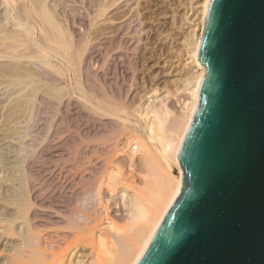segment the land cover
Returning <instances> with one entry per match:
<instances>
[{
	"label": "bare ground",
	"instance_id": "bare-ground-1",
	"mask_svg": "<svg viewBox=\"0 0 264 264\" xmlns=\"http://www.w3.org/2000/svg\"><path fill=\"white\" fill-rule=\"evenodd\" d=\"M52 1L0 0V63H9L12 69L9 70L10 66L5 67L7 70L0 67L4 68L0 69V85L22 87L24 83L32 87L31 94H25L27 98L22 100L25 115L18 116L22 125L18 123L16 126L18 117L16 123L10 124V135L14 137H11V142H18L19 152L23 155L16 159L17 163L14 161V167H7V163H11L7 162L10 158L6 159V163V156L3 161L1 158L4 154H0L6 169L16 168L14 173L10 169L12 176L17 175V171L20 173L18 180L17 176L12 179L15 175L11 178L8 173L4 178V173H1V185L8 182V186L5 185L7 189L15 184L19 186L16 189L13 186L11 192L21 190L14 195L7 194L9 190H4L7 192L4 195L3 188L0 191L3 197L8 195L3 202L13 207L9 210V216L4 213L0 215V239H3L0 241V264H136L182 188L183 173L177 155L192 121L206 72L198 60V46L210 0L195 1L196 17L193 18L198 23L193 21L198 25V33L193 35L187 31L182 41L183 52L191 65L186 79L179 81L181 88L177 87L178 91H185V94L181 92L184 94L183 106L177 112L170 110L164 101L160 105L162 107H150L145 119L144 115L141 117L148 119L145 121L148 133L144 134L145 138L140 137L134 128H129L133 127V123L128 112L126 116H120L119 113L125 111L124 99L121 102L117 96L121 93L117 79L113 80L108 73L111 63L129 59V48L123 46L121 41L130 28L132 14L129 16L128 12L119 11L115 15V10L113 13L109 11L119 0H91L94 12L90 13L81 8L80 13L74 15L68 12L69 9L61 8L57 14L55 7L50 6ZM63 1L71 6L83 4V0ZM97 26L101 29L96 37L100 38L97 41L100 47L87 41ZM105 26L106 29L103 28ZM73 39L76 42L81 40V45H72ZM42 41L53 44L56 51H70L65 59L72 61L73 67H69L73 71L71 81L75 82L72 90L67 86L62 87L64 83L59 87V79L55 75L60 70L51 62L46 48L40 44ZM98 91H102V94ZM25 95L22 96L25 98ZM18 101L16 106L21 100ZM13 126H16L14 130ZM123 144L129 147L137 145V149H132L139 152V156L131 160V170L127 175L119 167L122 161H118L119 166H114L113 162L115 155L128 150ZM14 155L17 156V153ZM13 159L10 160L13 162ZM119 182L123 183L120 188L116 187ZM105 185L109 192L120 190L119 194L125 195L123 202L128 217L126 214L127 218L118 223V218L115 220L110 216L108 226L103 228V214L107 208L102 203L101 192ZM0 207L7 210V206Z\"/></svg>",
	"mask_w": 264,
	"mask_h": 264
},
{
	"label": "water",
	"instance_id": "water-1",
	"mask_svg": "<svg viewBox=\"0 0 264 264\" xmlns=\"http://www.w3.org/2000/svg\"><path fill=\"white\" fill-rule=\"evenodd\" d=\"M182 188L136 264H264V0H210Z\"/></svg>",
	"mask_w": 264,
	"mask_h": 264
},
{
	"label": "rangeland",
	"instance_id": "rangeland-1",
	"mask_svg": "<svg viewBox=\"0 0 264 264\" xmlns=\"http://www.w3.org/2000/svg\"><path fill=\"white\" fill-rule=\"evenodd\" d=\"M57 1L54 2V0H53L51 2L52 5H50V6L55 7L54 10L56 12H57V10H61V8H65L66 10L69 9L68 12H70V13L73 12L71 14L75 13L74 15L79 14L80 11H81V8H83L85 11L87 10V12H89V13H90V11L94 12V8L91 6V3H90L91 0L90 1L89 0H83V4H78L77 3L75 6H71V4L66 3L63 0H57ZM126 1H128V2H127L126 5H124ZM195 1L196 0H191V1L190 0H138V1L137 0H134V1L133 0H119V1H117V3L115 4L114 7L109 9V11H111V13H113V10H115L114 11L115 15L119 14L118 12L120 11V12H128V15L130 16V14H132L130 17H133L132 18V22L130 24V28H129V30H126L128 32L124 34V36L122 37L123 40L121 41L123 43V46L127 45L125 47L127 49L129 48L127 50L129 59H124L122 61L115 62L113 64L111 63L110 66H109L108 73L112 77L113 80L117 79L116 81L118 82V87L121 90V93L119 95H117V96L119 97L121 102H123V99H124L123 106H125V111H121L119 114H120L121 117L126 116V112H128L130 114L129 119L135 126L132 124L133 127H129V128H134L135 131L138 133V135L140 137L145 138L144 136L147 133L146 130H145V123H146L145 121H148V119L147 120H143L142 118H143V115H144V119H145V116H146L145 114H146V112L149 111L150 107H152V106L159 107L160 105H162V101H164L163 103L166 102L165 104L170 108V110H172L173 112L174 111L177 112L178 110L180 111V109L183 106L182 101L184 100L183 95L185 94V91H181V90L178 91L177 87L179 89L181 88L180 85L182 83H180V82L184 81L186 79V77H187L186 74L189 72L191 65L188 64L189 61L186 60L187 56L185 55V51L183 52L184 48H183V44H182L183 42L182 41H184L183 39L187 36L188 32L191 31L193 35H196L198 33L197 32L198 31V25H197L198 20L196 21V18H195L196 17V14H195L196 3H195ZM53 2H54V4H53ZM51 3H49V4H51ZM59 4H60V6H59ZM120 4L123 5V6H120ZM136 5H138V6H136ZM188 5H189V7H188ZM126 6H128V7H126ZM124 9H126L127 11H124ZM133 9H135V10H133ZM73 10H75V11H73ZM136 11L137 12L139 11V12L137 13ZM58 12H57V14H58ZM193 16H195L194 17L195 19L193 18ZM190 18H191V20H190ZM193 20L195 22H197V23H195ZM191 21L193 23H191ZM106 27L107 26H105L103 28L106 29ZM103 28H102V31H103ZM100 30L101 29H100L99 26H97V27H95L93 29L92 33H94V34H91L89 36L88 40H87L88 43L90 42L89 43L90 45L92 44V45H96V46L100 47V43H98L100 38H96V37H98L97 35L100 32ZM97 31H99V32L97 33ZM131 31H133V32H131ZM139 31H140V33H139ZM129 32H131V34ZM132 33H133V35H132ZM184 33H186V34H184ZM183 35H185V36H183ZM133 37H134V39H133ZM78 41L76 42V39H73V41L71 43H72V45H74V46L77 45L76 47H78L79 44L82 42L81 40H78ZM44 42H46V41H42V43H44ZM135 42H137V43H135ZM42 43L40 42V44L43 47L46 48V50H47L46 52L49 53L50 60L55 65V68L56 69L59 68V70L61 71V72L60 71L58 72V75H55L59 79V81H58L59 87H61L62 84L64 83V86H62V87H66L67 86V89L72 90V87L75 86L74 85V83H75L74 80L71 81V79H73V71L71 69L69 70V67L70 68L73 67L72 66V61H69L68 59H65L67 57V56L65 57V55L69 54L70 51L65 50V49H62V50L60 49L61 51H58V50L56 51V49H54L53 44H50L48 42L49 45H50V47H48L49 46L48 44H45V43L42 44ZM51 47H53L54 50H51L52 49ZM58 52L60 54L61 53H63V54L60 55ZM144 53H145V55H144ZM145 57H146V59H144ZM139 59H140L141 62L138 61ZM67 61H69L71 64L68 63ZM2 63H0V67H4L5 68V67L10 66L9 63L7 64V62L6 63L2 62ZM144 63H146V64H144ZM65 64H66V67H65ZM4 65H6V66H4ZM67 65H69V66H67ZM4 68H0V69H4ZM8 68H9L10 71L12 70V69H10L11 66L8 67ZM122 68L126 69V70L124 71ZM127 68L132 69L134 73L132 72V70L127 69ZM4 70H7V69L5 68ZM110 71H111V73H110ZM124 72L126 74H128V75H126ZM112 74H113V76H112ZM116 74H118V76ZM183 74H185V75H183ZM35 80H33L32 82H35ZM130 82H131V84H130ZM135 83H137V85ZM20 86L21 85L16 86V87L15 86L8 87L6 85L5 86H3V85L1 86L0 85V97L3 99V100L0 99V116H1L0 117V119H1L0 120V130L2 129L1 132H0V135H1L0 136V140H2V141H0V154L2 155V152L4 154V155H2L3 157L0 155L2 157V158L1 157L0 158L2 160L4 158V156H6V158H4L5 162L7 161L6 159H8V158H10V159L15 158V159H13V162L10 159H8L7 162L10 161L11 163L9 162L10 164H8L6 162L7 163V167H9V166H11V167L13 166L14 167V165H15L14 161H16V159H20L21 155H23V154H21L22 152L21 153L19 152L20 151V149H19L20 145H18V142L16 140H15L16 143H12L11 142V137H12L11 136L12 135L11 132L12 131H10L11 130L10 128L12 126V122L16 123V121H17L16 118L18 116L22 117L20 115H25V113H23V109L25 108V106H24L25 104H24L23 101H24V99L26 100V98H27L26 95L27 94L29 95L32 92V89H31L32 87H29V86L27 87V85L24 84V83H22V87H24L23 89H19V88H22ZM12 87H13V89H12ZM105 87L107 88L108 86L105 85ZM28 88H30L31 91ZM8 89H10V90H8ZM15 89L17 90V92H19L18 89L21 92H19V94H18L17 92H15L16 91ZM1 90H3L2 93H1ZM11 91H12V93H11ZM26 91H29V93H27ZM13 92H14V94H13ZM181 92H183L184 94L181 93ZM9 93H11V94H9ZM20 93H22V94H20ZM97 93H99V94L101 93L102 94V91H98ZM97 93H95V95H97ZM23 94L24 95L26 94L25 98L22 96ZM125 94H126V96H125ZM18 95H19V98L17 99ZM123 95H124L125 98L123 97ZM127 95L130 96L131 98H127L128 97ZM12 96H14V97H12ZM74 96H76V95L74 94ZM97 96H95V97H97ZM12 98L15 99V100H12ZM18 100H21V101H20V104L16 106L17 102L19 103ZM7 101H8V103L5 104ZM14 101H16V102L14 103ZM125 103H126V105H125ZM12 104H13V106H12ZM129 104H130V107H129ZM1 105H3V106H1ZM10 106H11V108H10ZM5 107H7V109ZM13 107H15V108H13ZM160 107H162V106H160ZM1 109H2V111H1ZM9 109H11V110H9ZM16 110L18 111V113H17ZM21 110H22V112H21ZM6 111H8L7 113H9V114H7ZM8 115H10V117H8ZM138 116H140V117H138ZM19 117H18V119H19ZM148 118L150 119L151 117L148 116ZM2 119H3V121H2ZM19 121H21V118L17 121L16 126H17L18 123L21 124V122H19ZM5 122L7 124H9V125L3 124ZM14 123H13V125H15ZM1 124L5 125V126L3 127ZM10 124H11V126H10ZM16 126L12 127L13 130H14V127H16ZM3 128H4V131H3ZM35 129H36V126H35V128H33V130H35ZM7 130L10 132L9 134L7 133L8 132ZM5 134H7L8 137L10 136L9 137L10 139L7 138V135H5ZM13 136H14V132H13ZM2 137H3V139H1ZM12 138L14 139V137H12ZM10 142H11L12 145L10 144ZM13 142H14V140H13ZM3 145L4 146L6 145V146L4 147ZM7 145H9L8 148H7ZM123 146H125V145L123 144ZM136 146L137 145H135V146L133 145V147L130 146L131 147L130 148L129 145H126L124 148L128 149V150L120 151L118 154L122 153L121 155L117 154L118 156L115 155L116 158L113 157V160L116 159V160L113 161L114 162V166L117 163H120L122 161L120 163V166L118 164L117 165L120 167L121 170L123 168V170L125 172H127V173H125L124 171H122L126 175L129 174V172H130L129 170H131V166H130L131 165V160L132 159L134 160L136 157L139 156V152H137V150L134 151L132 149V148L135 149ZM124 148H122V150H124ZM11 149H13V150L11 151ZM17 149H19V150H17ZM9 151H10V153H14V154L17 153V156H15L14 154H10ZM126 151H128V152H126ZM4 152H6L8 155L7 154L5 155ZM130 155L131 156L134 155V156H132L133 158ZM129 157H131V158L128 159ZM4 159H3V161H4ZM1 160H0V163H1L0 165L5 164V166L4 165L0 166V170L2 171V172L0 171V174L4 173V178H6L7 174L9 173L11 175V178H12L15 174H13V176H12L11 170L14 173V171H16L15 170L16 168L12 169L10 167V168L6 169L7 168L6 167V163L5 162H1ZM119 160H120V162H118ZM17 161H16V163H17ZM12 163H13V165H11ZM122 163L123 164L125 163V164L123 165ZM122 166H124V167H122ZM2 167H4V168H2ZM122 172H121V178H122V174H123ZM15 173H17V175H15L12 179H15L16 176H17L16 179L18 180V178L20 176L19 175L20 173H18V171L15 172ZM1 176L3 177V175H0V191L2 190V188H3L2 192L4 190L5 191L9 190L8 193L4 191L5 192V193H3L4 195L6 193L9 194V195L10 194L14 195L15 193L21 191L20 189H19V191L15 190V192H11L10 191L13 186H14L15 189H16V186L19 188V186L16 185V184L13 185L11 188L8 187L9 189H7L8 182L5 183V184L3 182L4 185L3 184L1 185V183H2V177ZM9 178H10V176H9ZM17 180H14L15 183H16ZM17 183H18V181H17ZM137 183H138V180H137ZM121 184H123V183H121ZM121 184L119 182V184H118L119 186L117 185L116 187L120 188ZM5 185H7V186L5 187ZM104 187H105V189H104ZM104 187H103V190H102L103 192H101V195H102L101 198L103 197L102 203H104L105 207L107 208L105 210V212L104 211L103 212H104V214L107 212L106 214H107L108 217L106 218V214L105 215L103 214V217H105V219L103 218V220L105 222L102 221L103 225L101 227L106 228L108 226V224H109L110 216L114 217L115 220L118 218L119 220L117 219V222L118 223H120V222L122 223V221H124V218L128 217V212L126 211L127 209L125 210V208H124L125 204H124L123 201L125 199L124 198L125 195H123L124 196L123 197L122 193L119 194L120 190H118V192L116 191V193L115 192L113 193V192H109L110 189L108 190L106 185ZM111 193H112V195H111ZM3 194L2 193L0 194L1 197H2V200L0 201V206H7L6 207L7 210L5 211L4 207H0L1 208L0 209V211H1L0 215L2 213H4L7 216H9L8 215L9 212H10L9 210L10 209L12 210L13 207H10V205L5 204L6 202H3V199L7 198V196H8V195H6L5 197H3ZM126 201L127 200H125V202ZM104 204H103V206H104ZM2 209H4V210L2 211ZM12 212L13 211H11V214H12ZM4 214H2V215H4ZM126 214H127V217H126ZM6 215H5V218H6ZM1 217H3V216H1ZM114 219L111 218V220H113L115 222ZM2 240L0 239V241H2ZM87 250H88V248H86V251Z\"/></svg>",
	"mask_w": 264,
	"mask_h": 264
}]
</instances>
